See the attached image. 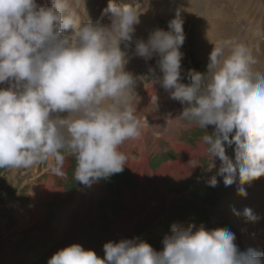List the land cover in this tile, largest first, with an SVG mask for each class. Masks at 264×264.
<instances>
[{
	"label": "clouds",
	"instance_id": "clouds-1",
	"mask_svg": "<svg viewBox=\"0 0 264 264\" xmlns=\"http://www.w3.org/2000/svg\"><path fill=\"white\" fill-rule=\"evenodd\" d=\"M76 3L0 0V85H7L0 87V169L51 160L50 172L63 178L72 156L74 180L91 187L123 172L127 156L121 147L142 133L133 100L137 80L126 71L130 57L121 47L132 43L140 19L133 6L109 0V24L82 22ZM185 39L178 12L167 30L137 39L135 55L158 58L159 83L186 105L180 115L185 124L214 127L202 137L206 151L220 159L226 186L238 174L239 194L246 196L244 185L264 176V72L256 70L251 48L228 38L214 43L208 71L189 70L190 82L183 83ZM225 142L235 145L234 159ZM209 183L216 186V176ZM243 215L257 219L249 208ZM235 240L228 228L174 223L162 250L137 237L106 242L101 257L73 243L48 264H264V252L241 251Z\"/></svg>",
	"mask_w": 264,
	"mask_h": 264
},
{
	"label": "rangeland",
	"instance_id": "rangeland-1",
	"mask_svg": "<svg viewBox=\"0 0 264 264\" xmlns=\"http://www.w3.org/2000/svg\"><path fill=\"white\" fill-rule=\"evenodd\" d=\"M119 1H122L120 6L131 5L136 12L138 7L144 5L146 2H148L149 6L153 5L150 3L152 0H145L144 2L141 0L142 3L133 0L131 2L130 0H117L115 3L117 4ZM135 2L137 3L133 5ZM215 3L211 6H216V11L225 10L222 12H230L226 19L225 17H220L219 13L216 14L215 10L205 13V9L195 17L185 18V20L181 19L184 22L183 28L186 37L181 48V51L184 53L181 77L183 83L190 82L188 77L189 70L194 69L206 73L208 71L209 55L215 46L214 43L228 38L240 40V42L245 43L251 48L258 60V63L255 65L256 70L264 72V67L262 68L264 64V39L261 37V33H264V0H228L227 3L226 0H218ZM232 10H238L237 13L239 14L235 16V20L242 28L246 27H244V23L247 20L259 21V29H256V33L260 37L257 36L256 42L258 44L261 42V44L258 47L251 37L253 36L252 33L248 31V26L252 27L249 21H247L248 25L245 31L238 29L235 24H232L234 21ZM164 13L159 15L156 20H153V24H151L147 31L145 30L139 36L140 39L146 40L150 32L156 28L167 30L169 21L176 18V15L170 13L171 15L165 16ZM171 16L172 18H170ZM203 22L208 27L202 24ZM224 27L227 31L229 30L225 33L228 38L218 35V31L222 28L225 29ZM230 27L231 29H229ZM212 34L214 35L213 39H217L213 41L214 43L211 42L212 45L211 43L207 45V37H212ZM136 40L137 38H134L132 41L133 46L131 47L133 50ZM121 46L124 49V44ZM130 48L127 49L129 52H132ZM134 54V52L131 53V59ZM142 59V66L145 68L143 78L147 79L145 80L146 84L148 83L154 87L155 95L160 90V93L164 94L165 92V96H168V90H165L159 83L162 73L156 65L158 58L153 57L148 61L144 58ZM150 69L154 71H150ZM207 75L210 78L211 73ZM4 86L6 85H0V87ZM142 87L140 86L141 89ZM181 105L179 107L177 104L175 107L177 110L173 111V113L176 112V114L181 115L186 107L184 104ZM174 119L176 124L177 122L179 123L177 125L173 124L172 131H174V136L180 142L188 144L193 149L201 146L197 163L194 166L196 164L199 165L195 166L196 168L194 167V169H189V172L185 174L184 167L176 163L183 154L175 148H171L168 145L169 143L162 139L163 135H160L162 138L159 137V139L152 137L149 143L157 147L158 151L153 152L148 159L149 168L147 170L149 178L147 183L150 187L145 191V196L142 198L138 196L141 183L135 176V173L126 166L123 172L114 174L108 178H102L91 187H85L74 180L75 159L72 156H68L66 160V175L63 178L57 177L50 172L51 160L36 164L27 169H0V264H48V259L56 251L68 246V240L63 237V234L74 226L81 214L82 208L85 204L89 203L92 196L96 195L94 194L95 189L97 192V187L100 188L101 186H106L108 198L100 201L99 208L101 211L99 210L98 214L102 222L100 230L106 236L111 234L113 225L120 230L118 234H113L109 241L119 242L121 239L138 237L140 240L149 242L156 250H162V240L165 235L171 233V226L174 223L184 227H187L189 224H195L197 227L204 225L210 230L214 228H228L235 234L234 229H232L233 224L228 218V212H234L235 217L241 219L243 215L240 211L246 208L255 210L253 214L257 218H262L261 221L264 223V176L244 185L247 193L246 196L239 194L238 189L240 184L238 174L237 182L232 186H226L223 176L219 175L220 159L218 157L212 159L206 151L208 146L202 141V137L208 133L211 134L214 131V127L210 125L207 129H201L188 126L187 124L184 127L181 116L174 117ZM225 144L226 153L234 159L235 145L228 146L226 142ZM137 150L135 149L132 152L136 158L141 156ZM164 164H167L166 168L162 167ZM213 164L214 166H212ZM151 172L154 174L161 173L158 179L160 184L157 183ZM213 176H216L218 181L214 187L210 186L209 183ZM37 188L38 196L41 200L38 203L32 204L30 200ZM124 189L128 191L132 199L124 200V196H126ZM55 190H58V192ZM39 191L41 192L39 193ZM50 192L51 194L48 197H43ZM155 197H158V202ZM136 198V204H134L133 201ZM160 199L161 201L159 202ZM81 200L85 201V204ZM153 201L157 202L154 208L150 207ZM232 203L236 204V206L227 209L226 205ZM16 212L19 214H16ZM30 212L41 216V219L26 228L20 227L19 219L25 217V214ZM237 212L240 214L237 215ZM122 218H125L129 224L137 222L132 234L129 235L127 233L124 223L121 221ZM135 218H138V220H135ZM54 232L62 235V237L56 239ZM235 243L238 245L236 240ZM243 251L246 250L244 249ZM98 255L103 257L104 250L99 252Z\"/></svg>",
	"mask_w": 264,
	"mask_h": 264
},
{
	"label": "bare ground",
	"instance_id": "bare-ground-1",
	"mask_svg": "<svg viewBox=\"0 0 264 264\" xmlns=\"http://www.w3.org/2000/svg\"><path fill=\"white\" fill-rule=\"evenodd\" d=\"M116 1L117 0H115V2ZM131 1L132 0H130V2ZM133 1L141 2V0H133ZM144 1L145 0H143L142 2H144ZM215 1H218V0H152V1H150V3L153 4L152 6H149L148 2H146L144 5L138 7L137 13L139 14L140 23L135 26L136 31L134 33V38L140 39L139 36L145 30L147 31V29L151 26V24H153V20L154 19L156 20V18L159 17V15L163 14V12H165L164 13L165 16L171 15L170 13L175 14L177 16V13L179 12L180 19L183 18L185 20V18L187 19L189 17L197 16L198 13H201V11L203 9H205L204 10L205 13H208L210 11L215 10V12H217L216 14L219 13L220 17H222V18L225 17V19H226L229 16L230 12H227V13L222 12L225 10L216 11V9H215L216 6L215 7L211 6L212 4L215 3ZM37 2L40 5L49 6V5H51L52 0H37ZM121 2L122 1H119L117 3V5L120 6ZM227 2H228V0H226V3ZM136 3L137 2H135L133 5H135ZM108 4H109V0H77V3L74 6L76 7L78 14L81 15L82 22H87L88 20H91L93 23L101 22L103 24H109L110 23L109 16L111 14L105 13V10L107 9ZM215 4H217V3H215ZM221 12H222V14H221ZM237 12H238V10H236V11L232 10V13L234 15V21L232 24H235V26L238 29L245 31V28H247V25H248L247 21H249V23L251 24L250 26H252V27L248 26V31L252 33V35L254 37L253 36H251V37L253 38V41L256 42L257 36L260 37V35H258L256 33V29L257 30L259 29V21L255 22L253 20H247L244 23V27L245 26L246 27L242 28V26L235 20V18H236L235 16H237L239 14ZM209 14H211V13H209ZM241 16L244 17L242 14H241ZM170 18H172V16ZM196 18H200V17H196ZM204 18L205 17L203 16V19ZM241 22H243V21H241ZM202 24H205V23L203 22ZM205 25L207 26V24H205ZM214 26H215V24H214ZM223 26H225V25H223ZM229 29H231V27ZM226 31H227L226 28L225 29L222 28L218 31V35L225 36L228 38L227 34H225ZM213 36L214 35L212 34V37L211 36L207 37V40H206L207 45L209 43L213 42L215 39H217V38L213 39L214 38ZM261 37H263V39H264V33H261ZM258 41H260V40H258ZM256 44L258 47L261 44V42H260V44H258L256 42ZM207 45H205V46H207ZM211 45H212V43H211ZM131 46H133L132 43L128 47H125V45H124V50L128 53L129 57H131L132 52L135 53V48L133 50V48ZM127 48H130L132 50V52H129ZM261 51H263V50H261ZM132 57L133 58L132 59L130 58L129 62L126 65V71L132 73L133 76L137 80L136 88H135V91L133 92V100H134V106L136 105L137 118L143 124V129H142L141 136L137 139L126 141L122 145L121 151L127 156V164L125 166L128 169H130L133 173H135V176L137 177V179L141 183V186L138 190V196H139V198H142L145 196V191H147L149 189L148 187H150L149 184L147 183L148 178H149V174H148V170H147V168H149L148 159L151 157V154H153V152L158 151L157 147H155L154 145L149 143V141H151L150 139L152 137L159 139V137H161L160 135H163L162 136L163 138L162 137L161 138L163 140L167 141L169 143L168 145H170L171 148H175L176 150L180 151L183 154L182 157H180V159H179L180 161L178 160V161H176V163H178L182 167H184V173L185 174H187L189 172V169L190 170L194 169V164L197 163L196 161L198 159V154L201 151V146H198L199 148L193 149L188 144L180 142L178 140V138H176L174 136V131H172L173 126L176 124L174 117L177 118L180 115L176 114V112L173 113V111L177 110V109H175L177 104L180 107L181 102L172 99L170 91H168V96H165V92H164V94L160 93L161 92L160 90L157 92V95H155L154 94V92H155L154 87L149 85L148 83L146 84L145 80H147V79L143 78V75H144L143 73H144L145 68L142 66L143 65L142 57L136 56L135 54ZM261 65H262V63H261ZM263 67H264V64L262 65V68ZM140 86H143L142 87L143 90L140 88ZM154 96L156 97L155 102H153ZM167 101H169V102H167ZM164 103H165V108L163 109ZM179 110H181V109H179ZM177 113H178V111H177ZM62 115L67 116V113H64ZM177 124H179V123L177 122ZM184 127H185V123H184ZM176 134H178V133H176ZM135 149H138L137 151L141 154L140 157L139 156L137 157L138 159L132 153L133 150H135ZM51 163H52V161L50 162V164ZM162 167L166 168L167 164H164ZM151 174H153L157 183L160 184L158 182V179H159V174H161V173L154 174L153 172H151ZM34 187H36V186H34ZM38 188H37V190L35 189L36 192H33V196L30 200L32 202V204L38 203L39 200H41V198L38 196ZM35 190H33V191H35ZM53 190H54V188H53ZM40 192L41 191H39V193ZM46 192H48V191L46 190ZM56 192H58V190ZM107 193L108 192H107L106 186H101L100 188L97 187V192L95 189V193H94L96 195H94L90 198L89 203L87 202L88 204H85L84 203L85 201L83 202L81 200L85 204V206L83 208L80 207V208H82V211H81V214H80L78 220L75 222L74 226L71 227V229L69 231L67 230L66 233L63 234V237L68 240V245H71L73 243H79L86 249L95 250L97 255H98L99 252H102L104 250L103 246L106 242H108L111 239V236L113 234H118L120 232L119 228L116 227L115 225L112 226L113 227L112 232L109 236L104 235L100 230L102 227V222L99 219V215H98L99 210H100V208H99L100 207V201L108 198ZM124 193L126 195V196H124V200L132 199V196L128 193V191L126 189H124ZM50 194H51V192L47 193L43 197L46 198ZM155 199L158 202V197H155ZM136 200H137V198L133 201L134 204H136V202H135ZM156 201H153L151 203L150 207L154 208L157 204ZM160 201H161V199L159 200V202ZM126 203H128V202L126 201ZM78 206H80V205H78ZM235 206H236V204H234V203L227 204L226 208L230 209V208L235 207ZM26 208H28V207H26ZM244 210L245 209H242L240 211L242 215H243ZM78 212H80V211H78ZM252 212L254 213L255 210L254 211L252 210ZM106 213H108V211H106ZM16 214H19V213L16 212ZM108 214H109V216H111L110 213H108ZM25 215H26L25 217H22L19 219V221H20L19 226L20 227L26 228V227L30 226L31 224L36 223L37 221H39L41 219V216H38L32 212L26 213ZM228 218L231 220V223L233 224L232 229H234L233 231L235 232L236 242L238 243L237 246L239 247V249L241 251H243L244 249L247 251L248 249L251 248V249H255V250L260 251V252H264V223H262V221H261L262 218L261 219L257 218L256 220L253 221V220H249L246 216L243 215V216H241V219H239V218L235 217L234 212H228ZM135 220H138V218H135ZM121 221H122V223H124V228L127 230V233L129 235L132 234V232L134 231L135 224L137 222H133L132 224H129V223H127V220L125 218H122ZM54 236L56 237V239L62 237V235H59L57 232H54Z\"/></svg>",
	"mask_w": 264,
	"mask_h": 264
}]
</instances>
